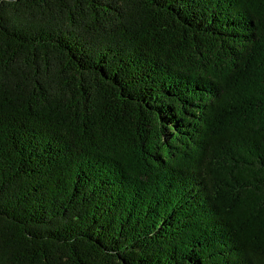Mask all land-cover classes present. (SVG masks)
Returning a JSON list of instances; mask_svg holds the SVG:
<instances>
[{"label":"trees","instance_id":"obj_1","mask_svg":"<svg viewBox=\"0 0 264 264\" xmlns=\"http://www.w3.org/2000/svg\"><path fill=\"white\" fill-rule=\"evenodd\" d=\"M0 264H264V0H0Z\"/></svg>","mask_w":264,"mask_h":264}]
</instances>
